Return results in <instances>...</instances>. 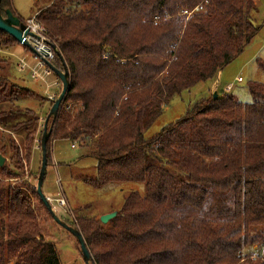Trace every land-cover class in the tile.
Wrapping results in <instances>:
<instances>
[{
  "label": "trees",
  "instance_id": "obj_1",
  "mask_svg": "<svg viewBox=\"0 0 264 264\" xmlns=\"http://www.w3.org/2000/svg\"><path fill=\"white\" fill-rule=\"evenodd\" d=\"M255 6L48 0L35 14L58 44L53 65L69 77L47 122V165L53 141L70 139L95 160L86 185L143 184L142 194L124 196L109 226L75 212L72 222L60 218L81 232L93 264H264L260 253L242 252L256 242L252 231L264 230V83L248 82L245 103L211 93L145 136L176 95L243 51L260 28L251 21ZM7 8L0 0L3 16ZM16 42L0 30V45ZM255 61L264 70V45ZM11 66L0 58V154L8 157L0 166V264H60L40 220L56 222L35 188L14 181L42 134L40 111L20 102L35 98L42 107L48 99L14 83Z\"/></svg>",
  "mask_w": 264,
  "mask_h": 264
},
{
  "label": "rangeland",
  "instance_id": "obj_2",
  "mask_svg": "<svg viewBox=\"0 0 264 264\" xmlns=\"http://www.w3.org/2000/svg\"><path fill=\"white\" fill-rule=\"evenodd\" d=\"M45 1L48 0H9V9L16 16L25 20L27 16L30 17L33 12L45 4ZM254 1L256 6L255 10L251 13V21L260 25L256 35L244 46L243 51L220 70L213 79L198 82L176 95L147 129L145 136H151L159 131L162 126L175 120L187 109L189 104L217 91L219 93L225 92L231 94L243 103L251 101V96L247 90L248 82L256 80L264 83V70H261L255 61L256 57H261L264 45V0ZM18 57L29 63L37 60L34 58L32 51L19 42L0 45V58H5L12 65L10 76L14 83L24 85L40 97H46L47 94L55 93L54 98H56L61 86L57 88L51 84L57 77L55 73L53 72L43 81L33 79L27 68L19 69L16 66ZM238 76L241 77V81L236 80ZM48 84L50 85L49 87ZM228 85L231 86L230 89H227ZM46 89L47 91H45ZM47 99L46 101H42V107L39 105L40 101L35 98L20 102L24 106L40 111L39 131H42L45 114H47L53 101V99ZM40 139L41 136L37 135L30 154V160H22V176L14 178L15 182H26L33 189H36L41 163ZM72 143L74 142L70 139L54 141L52 147L53 157L57 164L53 163L51 155L50 163L46 167L41 186L43 194L49 199L54 213L59 218L72 222L75 218V212L79 215L99 219L103 214L116 211L121 206L123 198L128 192L134 190L141 194L143 193V184L136 182L109 184L102 188H93L86 185L82 178L95 177V160L85 155L83 147L76 143L72 146ZM7 158V155H5V161H7ZM31 195V202L34 204L36 203L34 194L31 193ZM76 208H80L81 210L75 211ZM44 220L47 221L40 220L44 228V235L47 239L53 241L60 250V264H87L74 244L73 235L60 225L52 222L48 217L47 219L44 218ZM109 221L102 224L109 226ZM252 233L257 238L255 244L245 246L242 252L263 253L264 230L255 228ZM9 264H12V262ZM89 264H93L92 259Z\"/></svg>",
  "mask_w": 264,
  "mask_h": 264
},
{
  "label": "water",
  "instance_id": "obj_3",
  "mask_svg": "<svg viewBox=\"0 0 264 264\" xmlns=\"http://www.w3.org/2000/svg\"><path fill=\"white\" fill-rule=\"evenodd\" d=\"M0 30L6 32L9 36L13 37L17 42L23 44L27 48H29L31 51L33 49L29 46L27 43L25 36L28 33L27 30H25V27L22 23V20L18 18L11 9L7 8L5 9V16H3L0 12ZM48 66L51 68V70L55 73V75L58 77V79L61 82V89L57 97L52 101V104L50 105L49 111L47 115L44 118L43 121V127H42V134L40 139V149H41V163H40V169L37 177L36 182V191L42 200V202L45 204L49 212L51 213L54 221L60 225L62 228H64L66 231H68L73 237L78 241L81 251V256L83 260L89 264L92 257L91 254L86 246V243L84 241V238L81 234V232L73 227L72 225L67 224L66 222L62 221L53 211L51 204L49 203V199L43 194L41 186L45 175V170L47 167V158H46V141L48 139V136L50 135V129H47V122L50 117L56 118L59 108L62 104V102L65 99L66 92L69 87V77L66 70H59L51 63L47 62ZM215 94V93H214ZM5 157H3L0 154V166L4 163ZM117 211H111L106 214H103L99 217V220L102 223H105L112 219L116 215Z\"/></svg>",
  "mask_w": 264,
  "mask_h": 264
},
{
  "label": "built area",
  "instance_id": "obj_4",
  "mask_svg": "<svg viewBox=\"0 0 264 264\" xmlns=\"http://www.w3.org/2000/svg\"><path fill=\"white\" fill-rule=\"evenodd\" d=\"M201 5L198 4L194 9L200 7ZM186 13V11H185ZM188 12L187 14H189ZM22 23L25 27V30L28 31V33L25 36V39L29 46L33 49L32 53L34 55V58L37 59L33 63H29L28 61L19 58L16 63V66L19 69H28L30 71V76L33 79L36 80H46V78L53 73L51 68L48 66L47 62L51 63L53 65V61L56 59L57 56H60L58 44L55 40L50 38L47 34V30L45 26L36 20L35 15L32 17H29L25 20H22ZM237 81H241V77L238 76L236 78ZM52 86L60 88L61 82L56 77L52 81ZM50 85L48 84V87ZM230 85L227 86V89H230ZM47 91V89L45 90ZM55 96V93L47 94V98L53 99ZM74 143H72V146ZM258 253L253 252V257H256ZM262 256L263 262H264V252L260 253Z\"/></svg>",
  "mask_w": 264,
  "mask_h": 264
},
{
  "label": "crops",
  "instance_id": "obj_5",
  "mask_svg": "<svg viewBox=\"0 0 264 264\" xmlns=\"http://www.w3.org/2000/svg\"><path fill=\"white\" fill-rule=\"evenodd\" d=\"M44 3H46V1L44 2ZM43 5H45V4H43ZM43 5L41 6V7H43ZM41 7H39L35 12H33V14L30 16V17H32V16H34L36 13H37V11L41 8ZM18 17V16H17ZM18 18H20V17H18ZM27 18H29L28 16L25 18V19H27ZM21 19V18H20ZM21 20H24V19H21ZM219 73V72H218ZM217 73V74H218ZM53 143H54V141H53ZM53 143H52V147H53ZM52 158H53V163L55 162V164H57V162L54 160V157H53V149H52Z\"/></svg>",
  "mask_w": 264,
  "mask_h": 264
}]
</instances>
